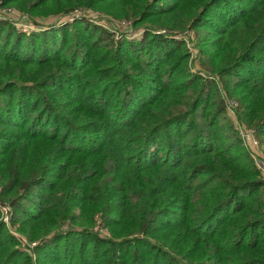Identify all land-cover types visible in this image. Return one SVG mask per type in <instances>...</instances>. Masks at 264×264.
I'll return each mask as SVG.
<instances>
[{
  "label": "trees",
  "instance_id": "1",
  "mask_svg": "<svg viewBox=\"0 0 264 264\" xmlns=\"http://www.w3.org/2000/svg\"><path fill=\"white\" fill-rule=\"evenodd\" d=\"M0 1L143 29L0 20V202L38 241L35 260L0 221V264H264V180L183 37L264 142V0Z\"/></svg>",
  "mask_w": 264,
  "mask_h": 264
},
{
  "label": "rangeland",
  "instance_id": "2",
  "mask_svg": "<svg viewBox=\"0 0 264 264\" xmlns=\"http://www.w3.org/2000/svg\"><path fill=\"white\" fill-rule=\"evenodd\" d=\"M25 11V9H22L18 6L15 7L12 5H1L0 1V20L2 19L11 22L17 30L23 31L26 34L46 29L53 24H60L63 22L73 23L75 22L77 17L85 16L88 17L92 22H99L109 29L114 30L118 37H122L124 35L130 39L138 41L143 36V29L133 27L130 19H117L114 16L103 13V11L101 10L92 8H76L66 16H61L62 14L60 16L55 15L53 12H50L48 10V13H44V10H36L31 13ZM34 19H36V21ZM161 30H164L161 31L163 33L167 29ZM183 37L187 52L189 53V71L192 74L193 72L198 73L200 76L211 77L218 81L219 87L221 88L223 94V98L226 101L227 116L241 140L244 151H246L247 154L251 157L256 169L261 175V178L264 180V142H261L260 137L256 133V130L248 121L246 122L240 119V116L238 114L239 104L237 101V94L240 89H238V87L236 88V97L230 95L228 89H224L218 77L220 76V73L217 70V63H214L215 60L211 61L208 64L209 68L205 67L204 61H210L212 53L210 51H204V49L201 50L198 42V34L195 30L186 31ZM243 90H247V88L244 87ZM1 190L2 186H0V193ZM0 209V221L3 222L6 228L15 235L16 239L19 240L20 244L18 245V248L23 251H28L30 254L32 253L33 258L36 260L37 255L32 250L35 246H37L38 241L30 240L27 234L19 231V225H14L12 217V207H10L8 204H1L0 202ZM100 222L101 219L98 218L96 230L100 227ZM99 231H102V233L105 235L109 234V230L106 228L103 229V227H101Z\"/></svg>",
  "mask_w": 264,
  "mask_h": 264
}]
</instances>
